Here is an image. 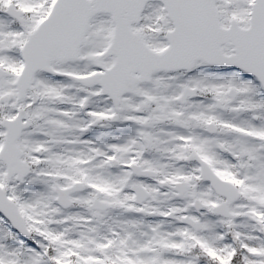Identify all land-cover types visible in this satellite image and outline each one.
Masks as SVG:
<instances>
[{
	"label": "snow or ice",
	"instance_id": "obj_1",
	"mask_svg": "<svg viewBox=\"0 0 264 264\" xmlns=\"http://www.w3.org/2000/svg\"><path fill=\"white\" fill-rule=\"evenodd\" d=\"M0 264H264V0H0Z\"/></svg>",
	"mask_w": 264,
	"mask_h": 264
}]
</instances>
